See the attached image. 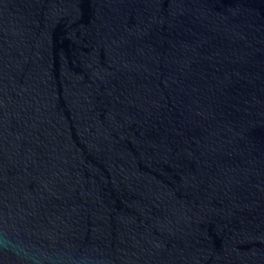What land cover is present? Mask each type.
<instances>
[{
	"label": "water",
	"instance_id": "1",
	"mask_svg": "<svg viewBox=\"0 0 264 264\" xmlns=\"http://www.w3.org/2000/svg\"><path fill=\"white\" fill-rule=\"evenodd\" d=\"M0 264H264V0H0Z\"/></svg>",
	"mask_w": 264,
	"mask_h": 264
}]
</instances>
